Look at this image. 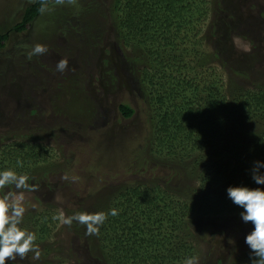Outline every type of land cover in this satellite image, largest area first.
<instances>
[{
	"label": "rangeland",
	"instance_id": "374dc122",
	"mask_svg": "<svg viewBox=\"0 0 264 264\" xmlns=\"http://www.w3.org/2000/svg\"><path fill=\"white\" fill-rule=\"evenodd\" d=\"M32 1L0 0V32L9 34L0 49V141L7 144L17 133H32L33 142L42 137L55 166L47 177L41 172L39 184L36 177L30 180L34 188L8 185L0 188V196L22 192L24 214L48 209L50 217L66 216V209L95 198L101 187L105 192L116 182L169 180V162L145 154L146 162L138 154L147 141L148 105L130 52L117 39L111 0H55L28 30L11 29ZM200 1L208 14L192 36L197 33L203 49H216L220 75L237 89L264 83V0ZM36 44L47 52L29 57ZM61 59L68 61L63 73L56 71ZM121 103L135 109L130 118L122 114ZM140 159L143 167L135 164ZM134 167L135 172H125ZM56 222L52 229L49 225L51 235L37 244L39 259L29 252L11 264H108L69 225ZM192 223L182 235L192 229L196 236V264H231L248 255L244 236L250 223L239 216L195 217Z\"/></svg>",
	"mask_w": 264,
	"mask_h": 264
},
{
	"label": "trees",
	"instance_id": "16d2710c",
	"mask_svg": "<svg viewBox=\"0 0 264 264\" xmlns=\"http://www.w3.org/2000/svg\"><path fill=\"white\" fill-rule=\"evenodd\" d=\"M54 1H32L11 29L28 30L41 9ZM201 6L200 0L110 1L117 39L130 52L148 105L147 141L138 154H144L145 161L149 154L169 162L171 177L163 184L155 179L116 182L66 209V217L118 211L107 215L97 235H87L75 221L69 226L108 264H183L185 257L198 252L192 229L182 235L189 221L192 225L195 217L239 216L241 209L227 199L225 189L258 187L247 170L252 161L264 160V83L243 90L235 88L232 79L224 80L214 65L216 49H203L195 38L208 14ZM8 40L9 34L0 32V49ZM120 110L125 118L135 112L126 103ZM17 134L7 144L0 141V170L26 175L28 184L41 172L47 177L55 163L42 137L33 142L32 133ZM135 164L144 166L141 159ZM135 171L125 169L127 174ZM47 211L23 215L21 227L36 235V244L51 235L50 224L51 229L57 224ZM231 264H248V255L235 257Z\"/></svg>",
	"mask_w": 264,
	"mask_h": 264
},
{
	"label": "clouds",
	"instance_id": "9594fccd",
	"mask_svg": "<svg viewBox=\"0 0 264 264\" xmlns=\"http://www.w3.org/2000/svg\"><path fill=\"white\" fill-rule=\"evenodd\" d=\"M45 9L42 8L41 12ZM47 52L44 45L36 44L32 47L29 57L43 55ZM68 68V61L61 59L56 64V71L63 73ZM264 160L252 161L251 167L247 170L251 181L258 187L248 185H229L226 189V197L231 203L237 206L240 221L248 225L250 230L244 236V244L248 249V264H264ZM66 179V177H64ZM28 177L18 174L11 168L0 170V188L8 185L14 186L17 190H28L34 185L27 183ZM22 192H7L0 196V264H11L12 261L24 260L26 254L33 253V259H39L40 250L35 243L36 235L27 231L20 225L23 220L25 208L23 206ZM107 215L116 216L118 211L110 209ZM107 215L104 212L96 213H74L71 216H64L60 213L53 217L64 225L75 221L85 227L87 235H97L100 226L105 222ZM183 264H196V257H185Z\"/></svg>",
	"mask_w": 264,
	"mask_h": 264
}]
</instances>
